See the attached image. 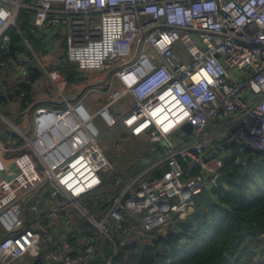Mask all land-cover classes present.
Segmentation results:
<instances>
[{"label": "built area", "instance_id": "obj_1", "mask_svg": "<svg viewBox=\"0 0 264 264\" xmlns=\"http://www.w3.org/2000/svg\"><path fill=\"white\" fill-rule=\"evenodd\" d=\"M26 9L36 26L62 27L69 50L87 57L90 70L106 73L81 94L107 88L109 99L93 112L81 97L64 98L63 105L34 108L30 131L15 127L39 171L32 183L17 176L1 185L0 264L38 256L42 242L51 241L49 219L65 222L71 207L95 231L77 246L67 237L51 241V264H95L101 239L115 253V231L157 241L174 218L194 210L199 193L215 190L228 162H245L249 152L264 154V0H0V46L11 42L12 27ZM177 42L191 61L179 56ZM9 66L20 69L14 89L31 107L22 89L24 59L0 53V69ZM0 89H8L1 77ZM126 98L128 110L111 109ZM186 122L191 132L181 129ZM116 125L131 136H146L155 155L123 180L98 214L87 195L109 176L120 180L101 140L103 129ZM178 131L189 139L180 141ZM151 170L158 171L148 175ZM42 183L49 184L51 199L65 201L48 212L32 203L34 225H25L23 199L29 187Z\"/></svg>", "mask_w": 264, "mask_h": 264}, {"label": "crops", "instance_id": "obj_2", "mask_svg": "<svg viewBox=\"0 0 264 264\" xmlns=\"http://www.w3.org/2000/svg\"><path fill=\"white\" fill-rule=\"evenodd\" d=\"M22 17L19 15L18 18L22 19ZM31 20H33V16H31ZM41 29L43 32L41 37L43 46H40V53L45 57L44 63L50 66L52 72H55V77H52L50 74L51 80H49L44 75L39 65L40 58L32 48L27 49L26 46L20 47V50L15 53L24 59L25 70L28 72L27 78L35 69L41 70L40 74L33 81L29 82L31 91L30 99L32 102L31 107L24 103L23 98L19 94H15L13 81L20 72V69L17 66H9L0 69V77L8 86L7 90L0 89V105L5 107L4 102H6L9 113L18 115L19 123H15V126L24 132L32 129L34 108L63 105L64 98L72 99L82 92L89 84L100 82L106 77V73L90 70V60L87 57L85 58L79 51L75 49L69 50L66 45V34L62 27L50 26ZM28 44H30V42ZM61 55H63L64 59ZM76 72L81 73L83 77L77 78ZM97 73H102V75L99 80H94V76ZM69 81H74V84L70 85L68 88L67 83ZM80 97V99L87 104L88 108L95 112L101 104H104L109 99V92L107 88H104L101 91H87L81 94ZM116 103L117 101L111 106L114 112H118L115 108ZM124 103L126 106L125 108L123 106L120 112L128 110L131 106V100L129 98L123 99V104ZM0 116H2V118L0 117V191H2L1 185L3 182L15 183L14 181L17 176H23L27 181L32 183L35 176H38L39 170L36 157L29 149L24 147L23 140L19 136V133L10 129L4 114ZM120 128L122 129L121 132L125 135V140L129 142L131 148H126L124 144L119 141V137L115 136L116 128L112 129L111 133L113 136L110 139H107L105 142L102 141L107 156L115 166V174L120 178V180H117L114 176H109L105 178L102 186L93 191V193L96 194H104L106 198L110 194L120 191L124 182L123 180L133 177L132 175L138 173L144 164L148 163L155 155L152 150L153 145L151 146L153 143L146 136H131L122 125H120ZM137 146L141 148L140 151L137 150ZM111 150H113L118 157L112 154ZM138 159H140L142 163L138 164ZM120 163H124L125 167L122 168ZM131 165H134V173L130 171ZM157 171L158 170H151L148 175L156 174ZM146 177L148 176H143V178ZM31 187L28 188L22 206L24 224L28 226L34 225V216L30 209L32 203L37 202L42 211L48 212L65 201V198L62 196L56 199H51L49 197L48 183H42L33 188ZM94 208L98 214H101L106 210L107 203H100ZM69 211L68 219L65 222H62L56 217H51L49 219L51 241L60 242L62 238L67 237L75 246L81 245L83 239L92 234L93 226L82 217L77 209L71 207ZM0 232V238H2L4 236V231L1 227ZM112 236L115 240V244L116 242L118 244L119 240L121 246L134 242H137V244L142 247L145 245H152L149 238H141L135 233L129 236L115 231L112 233ZM51 241L45 240L42 242V249L39 255L36 257L32 256L31 260L28 259V255H25L22 259V264H51L52 261L48 254ZM111 245L112 243L109 240H105L104 238L101 239L98 246V257L96 258L97 264L99 263V258L103 260L102 264H112L114 249H112Z\"/></svg>", "mask_w": 264, "mask_h": 264}, {"label": "trees", "instance_id": "obj_3", "mask_svg": "<svg viewBox=\"0 0 264 264\" xmlns=\"http://www.w3.org/2000/svg\"><path fill=\"white\" fill-rule=\"evenodd\" d=\"M22 43L12 35L7 46H0V53L15 54L25 46ZM40 72L35 69L22 84L26 98L31 96L29 82ZM226 166L231 179L223 187L199 193L194 210L174 218L167 233L152 245L116 242L112 264H264V154L249 152L245 162ZM182 235L187 241L180 244ZM102 262L99 258L98 264Z\"/></svg>", "mask_w": 264, "mask_h": 264}, {"label": "rangeland", "instance_id": "obj_4", "mask_svg": "<svg viewBox=\"0 0 264 264\" xmlns=\"http://www.w3.org/2000/svg\"><path fill=\"white\" fill-rule=\"evenodd\" d=\"M30 13L31 12L28 11L27 9H26V11H22L20 13L21 17L22 16L23 17H22V19L18 18L17 26L16 27H12V31H11L12 33L11 34L14 36L15 39H17V43L18 44L19 43L21 44L23 42L22 44H24L27 49H31L32 48L35 51V53L40 58V62L41 63L39 62V65H40L41 70H43L44 75L49 80H51L50 74H51L52 77L53 76L55 77V74H54L55 72H52L51 69H50V66L49 65L47 66L44 63L45 57H44L43 54L40 53V46H43V43H41L39 41V39H41L43 32H42V29L40 27H37V26L34 25L33 20H31L32 13L31 14ZM192 35L194 37H197L198 33L197 32H192ZM29 42H30V44H28ZM176 51H177L179 56L184 61H191L192 60V57L190 56V54L188 53L187 49L185 48V46L181 42H177L176 43ZM61 54H63V53H61ZM61 57L64 59L63 55H61ZM235 73H237V72H235ZM101 75H102V73L95 74L94 80H99ZM76 77L77 78L78 77L81 78V77H83V75L81 73L76 72ZM67 84H68V88H69L70 85L74 84V81H69ZM4 105H5V107L3 105H0V115L4 114L5 117H6V122H7L8 126L10 127V129L16 131V129H14L16 127L15 123H19V121H18L19 117H18L17 114H10L9 113V109L7 108L6 102H4ZM115 108L117 109L118 112H120L123 109V99H119L117 101ZM0 117L2 118V116H0ZM113 128H116L115 136L119 137V141L122 142L126 148H131L129 142H127L125 140V135L121 132L122 129L120 128V125H116ZM113 128H105V129H103V134H102V137H101V140L103 142H105L107 139H110L113 136L112 133H111ZM183 135L184 134L182 132H180V131L177 132V137H180V141L183 142L186 139H189V137L187 138V137H184ZM152 145L153 144H151V146ZM137 150L140 151L141 148L138 147ZM133 152H134V143H133ZM111 153L115 155L113 150H111ZM115 156L118 157V155H115ZM148 156H150V155H148ZM137 163L140 164V163H142V161L140 159H138ZM121 166H122V168H124L125 164L123 163V164H121ZM130 171H132L134 173V165L130 166ZM128 173H130V172H128ZM203 175L205 177V180H206L207 184H209V175L207 173H204ZM87 199L93 205V208H94V207L98 206L100 203L102 204L103 201L106 199V196L104 194H102V193H97L96 194V193H93V192L91 193L90 192L87 195ZM95 211H96V209H95ZM94 231H95V228L93 226V232ZM0 234H1V232H0ZM118 244H119V246H121V242L119 240H118ZM27 257H28L29 260L32 259L31 258L32 256H30V255H28Z\"/></svg>", "mask_w": 264, "mask_h": 264}, {"label": "water", "instance_id": "obj_5", "mask_svg": "<svg viewBox=\"0 0 264 264\" xmlns=\"http://www.w3.org/2000/svg\"><path fill=\"white\" fill-rule=\"evenodd\" d=\"M185 29H187V28H185ZM189 29V28H188ZM81 93L82 92H80L77 96H75L73 99H75V98H79L80 96H81ZM209 127H210V125H209ZM191 128H192V125L189 123V122H186V123H184V124H182L181 125V129H183V130H186V131H188V132H191ZM232 145L234 146V147H236V145H237V141L234 139V140H232ZM235 150V152H236V148L234 149ZM231 179V172L229 171V170H226V171H223L222 173H220L217 177H216V183H217V185L218 186H220V187H223L224 186V182L225 181H229Z\"/></svg>", "mask_w": 264, "mask_h": 264}]
</instances>
